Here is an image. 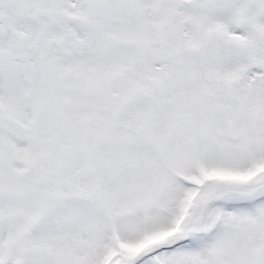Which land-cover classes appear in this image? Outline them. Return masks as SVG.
Segmentation results:
<instances>
[{
    "label": "snow or ice",
    "instance_id": "1",
    "mask_svg": "<svg viewBox=\"0 0 264 264\" xmlns=\"http://www.w3.org/2000/svg\"><path fill=\"white\" fill-rule=\"evenodd\" d=\"M0 264H264V0H0Z\"/></svg>",
    "mask_w": 264,
    "mask_h": 264
}]
</instances>
